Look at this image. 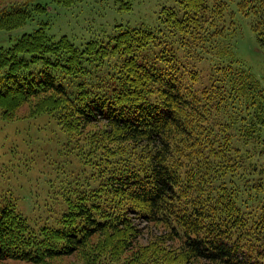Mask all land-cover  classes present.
Masks as SVG:
<instances>
[{
    "label": "trees",
    "instance_id": "1",
    "mask_svg": "<svg viewBox=\"0 0 264 264\" xmlns=\"http://www.w3.org/2000/svg\"><path fill=\"white\" fill-rule=\"evenodd\" d=\"M33 1L1 6L0 29L46 12ZM180 4L80 45L41 22L0 47V105L49 93L35 114L92 128L78 146L92 170L64 185L54 218L31 221L0 192V263L264 264V95L233 54L239 20L264 50V0ZM134 221L157 229L145 245Z\"/></svg>",
    "mask_w": 264,
    "mask_h": 264
},
{
    "label": "rangeland",
    "instance_id": "2",
    "mask_svg": "<svg viewBox=\"0 0 264 264\" xmlns=\"http://www.w3.org/2000/svg\"><path fill=\"white\" fill-rule=\"evenodd\" d=\"M11 1L0 0V7ZM33 4L45 6L46 12L35 16L20 29H0V47H10L41 22H47L48 33L55 38L66 36L80 45L111 33L116 25L153 27L162 7L181 10L180 0H133L129 11L121 10L115 0H75L69 7L57 0H34ZM237 24L234 57L252 73L264 95V50L258 45L249 21L239 20ZM49 95L21 99L11 94L0 105V192L10 194L18 210L34 222L49 219L53 211L61 210L63 200L60 193L64 185L75 178L88 177L92 170L82 162L78 153V146L85 144L82 141L84 134L92 128L67 125L50 111L35 114V106L40 107L49 100ZM261 136L264 139V125ZM54 215L53 212V218ZM133 224L144 227L139 240L141 245L149 242L150 233L157 231L141 221ZM167 246L178 254L175 243ZM86 259L73 254L53 259L49 264H84ZM0 264L31 263L6 260Z\"/></svg>",
    "mask_w": 264,
    "mask_h": 264
}]
</instances>
